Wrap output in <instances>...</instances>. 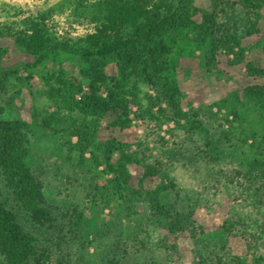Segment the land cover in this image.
I'll list each match as a JSON object with an SVG mask.
<instances>
[{
  "label": "rangeland",
  "instance_id": "1",
  "mask_svg": "<svg viewBox=\"0 0 264 264\" xmlns=\"http://www.w3.org/2000/svg\"><path fill=\"white\" fill-rule=\"evenodd\" d=\"M96 1L0 0V121L26 126L24 163L67 234L56 249L57 233L35 230L16 213L41 264H264V168L253 167L264 157V79L245 70H264V7L256 35L247 33L239 0H224L218 15L238 38L242 63L236 48L211 54L206 45L169 62L163 77L178 89L176 109L159 80L127 79L130 124L120 129L113 111L84 119L46 97L47 76L85 86L87 73L102 71L107 83L98 96L110 100L116 60L87 56L84 43ZM194 8L212 11L208 0ZM40 18L48 46L31 57L13 36ZM53 114L65 124L48 131L42 121ZM80 123L94 132L85 151L69 128ZM0 192L8 206L1 180Z\"/></svg>",
  "mask_w": 264,
  "mask_h": 264
},
{
  "label": "trees",
  "instance_id": "2",
  "mask_svg": "<svg viewBox=\"0 0 264 264\" xmlns=\"http://www.w3.org/2000/svg\"><path fill=\"white\" fill-rule=\"evenodd\" d=\"M195 0H98L90 8L89 22L93 33L84 41L87 56L113 58L116 60L118 77L115 79L110 100L98 96L100 86L107 83L102 71L87 73L88 83L63 76H47L44 79L46 97L57 111L77 114L84 119L101 118L115 113V125L125 129L130 124L131 94L125 87L127 79L140 76L148 82L158 81L162 85L167 102L176 109L178 89L163 74L169 62L191 57L194 49L206 45L211 54L218 49L233 54L237 63H242L243 51L240 42L227 25L218 24L219 13L224 11V0H208L210 13L194 8ZM248 25V35H256L255 26L260 20L259 11L264 0H239ZM13 37L16 44L31 56H40L48 46V37L43 19H35ZM41 60V59H39ZM246 73L264 79V70H254L249 65ZM0 79V91L3 81ZM264 98V93L261 96ZM60 115L43 119L42 126L48 131L65 124ZM71 133L81 151L90 148L93 130L84 123L72 124ZM28 153L26 126L18 121H0V180L7 198L2 200L0 192V258L3 264H41L34 238L20 227L16 213H20L35 230L57 233L56 249L68 241L63 227L56 225L52 213L46 206L43 187L39 179L26 167ZM92 160L96 156L91 153ZM264 168V157L255 161L253 167ZM109 174H116L106 161ZM122 173L117 174L120 180ZM60 251V250H58Z\"/></svg>",
  "mask_w": 264,
  "mask_h": 264
}]
</instances>
